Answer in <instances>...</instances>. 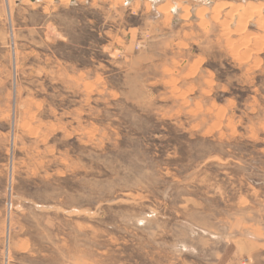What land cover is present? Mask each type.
<instances>
[{
  "label": "rangeland",
  "instance_id": "1",
  "mask_svg": "<svg viewBox=\"0 0 264 264\" xmlns=\"http://www.w3.org/2000/svg\"><path fill=\"white\" fill-rule=\"evenodd\" d=\"M0 264H264V0H0Z\"/></svg>",
  "mask_w": 264,
  "mask_h": 264
},
{
  "label": "water",
  "instance_id": "2",
  "mask_svg": "<svg viewBox=\"0 0 264 264\" xmlns=\"http://www.w3.org/2000/svg\"><path fill=\"white\" fill-rule=\"evenodd\" d=\"M32 1V0H31Z\"/></svg>",
  "mask_w": 264,
  "mask_h": 264
}]
</instances>
